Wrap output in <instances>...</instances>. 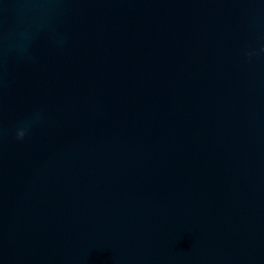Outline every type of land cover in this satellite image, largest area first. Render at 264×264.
Masks as SVG:
<instances>
[{
    "label": "water",
    "instance_id": "1",
    "mask_svg": "<svg viewBox=\"0 0 264 264\" xmlns=\"http://www.w3.org/2000/svg\"><path fill=\"white\" fill-rule=\"evenodd\" d=\"M0 264H264V0H0Z\"/></svg>",
    "mask_w": 264,
    "mask_h": 264
},
{
    "label": "clouds",
    "instance_id": "2",
    "mask_svg": "<svg viewBox=\"0 0 264 264\" xmlns=\"http://www.w3.org/2000/svg\"><path fill=\"white\" fill-rule=\"evenodd\" d=\"M25 136V130L24 129H21L17 132V138L18 139H23Z\"/></svg>",
    "mask_w": 264,
    "mask_h": 264
}]
</instances>
